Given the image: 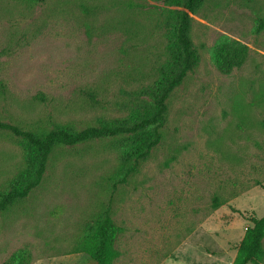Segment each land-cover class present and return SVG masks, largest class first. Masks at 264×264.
Listing matches in <instances>:
<instances>
[{"label": "rangeland", "instance_id": "374dc122", "mask_svg": "<svg viewBox=\"0 0 264 264\" xmlns=\"http://www.w3.org/2000/svg\"><path fill=\"white\" fill-rule=\"evenodd\" d=\"M172 8L164 0H0V121L48 131L136 118L138 99L154 104L141 90L162 79ZM191 16L199 59L172 91L150 156L123 181L121 137L57 146L40 184L0 211V264H85L81 241L106 211L123 227L114 264L174 256L223 264L250 218L264 215V0H202ZM227 40L248 49L230 73L215 59ZM20 141L0 130V192L23 166ZM215 197L224 202L217 208Z\"/></svg>", "mask_w": 264, "mask_h": 264}, {"label": "trees", "instance_id": "16d2710c", "mask_svg": "<svg viewBox=\"0 0 264 264\" xmlns=\"http://www.w3.org/2000/svg\"><path fill=\"white\" fill-rule=\"evenodd\" d=\"M175 8L169 9L168 22L173 26V41L169 46L168 60L163 66L162 79L151 87L143 88V94L154 99L148 105L145 99L137 100V117L104 122L75 129L71 125H58L48 131L24 129L18 124L0 121V130H8L21 138L25 160L10 188L0 192V211L8 209L20 199L25 198L40 184L47 168L51 152L59 145H75L91 138L119 136L128 144L122 155L119 172L124 181L129 174L137 171L142 160L148 158L154 146L162 138L161 128L166 121L168 99L172 91L180 85L186 75L198 62L199 54L191 37L192 14L202 0H164ZM248 49L236 41H223L215 49V59L219 69L230 73L234 67L242 65ZM82 93L93 103H100L97 91L83 89ZM37 97L45 99L43 92ZM127 179V178H126ZM224 202L214 198L213 207ZM252 224L247 227L243 238L238 242L237 254L232 264L260 263L264 259V215L252 216ZM123 227L118 224L109 211L99 219L96 227L81 241L78 251H85L96 264H114L121 251L116 246ZM19 264H25L20 261Z\"/></svg>", "mask_w": 264, "mask_h": 264}, {"label": "crops", "instance_id": "0c3cea01", "mask_svg": "<svg viewBox=\"0 0 264 264\" xmlns=\"http://www.w3.org/2000/svg\"><path fill=\"white\" fill-rule=\"evenodd\" d=\"M202 223H204V222H202ZM192 232H194V230ZM192 232H189L187 238L185 240H183V242L180 245H183V244H187L188 243L189 239L191 238V236L193 234ZM243 236H244V233H243ZM238 242L236 243L235 248H232L233 249V252L227 258V260H226V257H225V259H223V261H222L223 264H232V262L234 261V258L236 256V254H237V248H236V246H237ZM197 243H199V242H197ZM197 243H195V244L194 243H189L190 246L192 247V251L197 252L200 256H202V257L204 256V257H206L208 259V257H210V252L212 250H210L209 248L200 249V247H199V245ZM228 245H229V242H228ZM181 262L182 263H186V261H183V260ZM85 264H96V261L89 256V259L87 260V262ZM161 264H179V263L175 259V256H174L173 258H171V261L170 262L169 261H166V262H162ZM202 264H207V263H202ZM248 264H251V263H248ZM253 264H259V263H253Z\"/></svg>", "mask_w": 264, "mask_h": 264}]
</instances>
